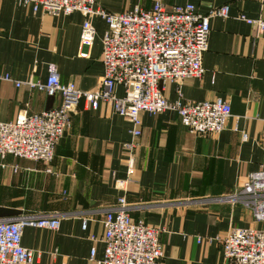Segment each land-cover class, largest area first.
Instances as JSON below:
<instances>
[{"label":"crops","instance_id":"1","mask_svg":"<svg viewBox=\"0 0 264 264\" xmlns=\"http://www.w3.org/2000/svg\"><path fill=\"white\" fill-rule=\"evenodd\" d=\"M158 1L168 7L193 4L201 15L229 8L228 18L211 19L204 76L167 85L165 96L169 102L221 98L231 105L232 117L222 133L197 136L174 111L143 112L142 134L134 139L129 120L110 105L92 110L81 101L52 163L0 160V220L62 219L58 231L24 229L22 244L34 252V264H91L93 248L101 259L102 221L120 198L135 221L165 230L161 264H229L217 238L232 228L264 229L250 209L223 199L241 190L264 164V31L257 26L264 24V0H97V7L119 14L135 7L151 10ZM83 21L79 13H36L18 0H0V75L13 81L0 82V122L60 105L58 95L15 85L44 83L50 65L57 66L62 84L84 92L101 87L107 26L99 17L92 20L97 37L83 58ZM121 181H127L124 188Z\"/></svg>","mask_w":264,"mask_h":264},{"label":"built area","instance_id":"2","mask_svg":"<svg viewBox=\"0 0 264 264\" xmlns=\"http://www.w3.org/2000/svg\"><path fill=\"white\" fill-rule=\"evenodd\" d=\"M18 2L36 13L81 14L84 21L80 56L83 58L88 57L85 50L93 46L97 37L92 20L102 19L107 26L102 37L104 77L99 89L84 92L74 84H62L57 66L50 65L44 83L15 82L17 88L27 85L49 96L60 95L61 103L51 110L35 114L21 112L13 121L0 122L1 161L13 157L52 163L59 143L71 128L72 113L81 101L92 110H97L102 103L110 105L117 115L129 120L134 139L142 134L143 112L158 116L168 110L174 111L182 125L197 136L220 134L225 130L232 117L228 102L221 98L202 102L179 98L169 102L165 89L169 84L180 85L185 80L204 76L203 58L208 50L211 19L228 18V7L201 15L193 4L168 7L158 1L151 10L135 7L114 14L97 7V0ZM257 26L263 33L264 24L258 22ZM2 81H12V78L0 75ZM119 89L122 95L118 94ZM133 147V144L128 145L129 149ZM128 173L130 177L135 173L134 160L129 163ZM126 183L121 181L118 186L124 188ZM225 200L243 205L252 211L255 221L264 222V164L248 176L241 190ZM61 221L58 215H20L0 220V264H34V252L22 244L24 229L58 231ZM102 224L104 254L98 259L93 248L89 256L91 264H161L164 248L160 237L165 230L135 221L125 198H120L117 206L105 214ZM83 228H87L86 220ZM201 241L199 239L198 243ZM217 242L229 264H264V229L232 228L223 238H217Z\"/></svg>","mask_w":264,"mask_h":264},{"label":"rangeland","instance_id":"3","mask_svg":"<svg viewBox=\"0 0 264 264\" xmlns=\"http://www.w3.org/2000/svg\"><path fill=\"white\" fill-rule=\"evenodd\" d=\"M58 96L60 97V95H58ZM71 124H72V123H71ZM66 134H67V133H66ZM250 174H251V173H250ZM250 174H249V175H250ZM227 197H228V196H227ZM227 197H225V198H223V199H226ZM251 212H252V211H251ZM252 215H253V214H252ZM253 218H254V217H253Z\"/></svg>","mask_w":264,"mask_h":264}]
</instances>
